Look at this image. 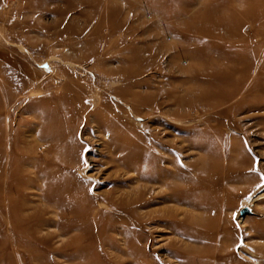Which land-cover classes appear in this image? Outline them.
Here are the masks:
<instances>
[{"label": "rangeland", "instance_id": "obj_1", "mask_svg": "<svg viewBox=\"0 0 264 264\" xmlns=\"http://www.w3.org/2000/svg\"><path fill=\"white\" fill-rule=\"evenodd\" d=\"M0 264H264V0H0Z\"/></svg>", "mask_w": 264, "mask_h": 264}, {"label": "water", "instance_id": "obj_2", "mask_svg": "<svg viewBox=\"0 0 264 264\" xmlns=\"http://www.w3.org/2000/svg\"><path fill=\"white\" fill-rule=\"evenodd\" d=\"M252 212L250 211L249 207H245L240 211V217H245L246 215H251Z\"/></svg>", "mask_w": 264, "mask_h": 264}, {"label": "bare ground", "instance_id": "obj_3", "mask_svg": "<svg viewBox=\"0 0 264 264\" xmlns=\"http://www.w3.org/2000/svg\"><path fill=\"white\" fill-rule=\"evenodd\" d=\"M247 216V215H246Z\"/></svg>", "mask_w": 264, "mask_h": 264}]
</instances>
